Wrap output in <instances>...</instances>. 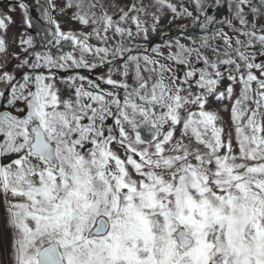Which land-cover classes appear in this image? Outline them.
<instances>
[{
  "label": "snow or ice",
  "instance_id": "snow-or-ice-1",
  "mask_svg": "<svg viewBox=\"0 0 264 264\" xmlns=\"http://www.w3.org/2000/svg\"><path fill=\"white\" fill-rule=\"evenodd\" d=\"M0 264H264V0L0 9Z\"/></svg>",
  "mask_w": 264,
  "mask_h": 264
},
{
  "label": "rangeland",
  "instance_id": "rangeland-1",
  "mask_svg": "<svg viewBox=\"0 0 264 264\" xmlns=\"http://www.w3.org/2000/svg\"><path fill=\"white\" fill-rule=\"evenodd\" d=\"M0 1H1V0H0ZM1 2H2V1H1ZM0 9H4V10H6V5H1V4H0ZM13 15H14V18H15L17 21L20 20V13H19V11H17V12L14 13ZM33 15H37V14H36V13H33ZM60 20H61V22H62V25H63L65 28L70 27V26H74V25L72 24V22L68 19V17H61ZM12 31H17V29H16L15 26H13V27L10 29V33H11Z\"/></svg>",
  "mask_w": 264,
  "mask_h": 264
},
{
  "label": "flooded vegetation",
  "instance_id": "flooded-vegetation-1",
  "mask_svg": "<svg viewBox=\"0 0 264 264\" xmlns=\"http://www.w3.org/2000/svg\"><path fill=\"white\" fill-rule=\"evenodd\" d=\"M1 1H0V4L1 5H6V6H7L8 3H14L15 2V0H1Z\"/></svg>",
  "mask_w": 264,
  "mask_h": 264
}]
</instances>
